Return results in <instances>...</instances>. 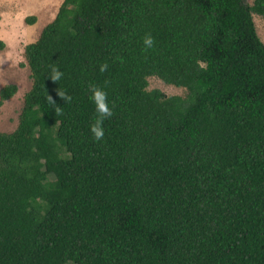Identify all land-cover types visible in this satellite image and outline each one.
Segmentation results:
<instances>
[{"label": "trees", "instance_id": "1", "mask_svg": "<svg viewBox=\"0 0 264 264\" xmlns=\"http://www.w3.org/2000/svg\"><path fill=\"white\" fill-rule=\"evenodd\" d=\"M254 15L264 0H64L0 132V264H264Z\"/></svg>", "mask_w": 264, "mask_h": 264}, {"label": "rangeland", "instance_id": "2", "mask_svg": "<svg viewBox=\"0 0 264 264\" xmlns=\"http://www.w3.org/2000/svg\"><path fill=\"white\" fill-rule=\"evenodd\" d=\"M64 0H0V90L17 85V93L0 107V132L12 133L19 124L24 96L32 87L31 71L24 52L26 45L35 42L46 25L51 23ZM252 4L254 0H246ZM35 16L33 25L25 19ZM257 31L264 42V16L254 15ZM149 90L158 89L168 96H185V88L166 84L158 77L149 78Z\"/></svg>", "mask_w": 264, "mask_h": 264}]
</instances>
